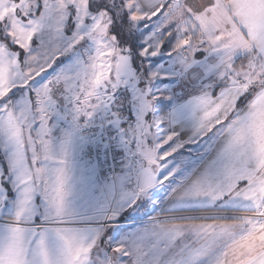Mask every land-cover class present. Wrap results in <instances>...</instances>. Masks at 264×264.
<instances>
[{
	"label": "snow or ice",
	"instance_id": "1",
	"mask_svg": "<svg viewBox=\"0 0 264 264\" xmlns=\"http://www.w3.org/2000/svg\"><path fill=\"white\" fill-rule=\"evenodd\" d=\"M121 5L124 8L123 20L126 23L131 22L138 28L143 23V26L147 28L148 25L146 22H155L156 20H159L161 23L163 22V18L171 7V0L157 5L151 12L134 7L132 0H128V2L121 0ZM69 6L75 10L77 15H73L67 11ZM254 6L260 12V23L257 26L247 29V31L251 33V37L256 41L258 47H253L250 51L264 57V0H255ZM92 8L93 0H68V3H64L63 0H52V2L50 0H37L36 9L40 12L39 19L32 20L31 16L26 17L30 24L36 25L37 27H33L27 32L21 30L15 36H13L10 29H6L4 36L9 43L5 44L3 41H0V49H4L0 53V111H3L7 117V119L0 117V120H3V124L0 125V130L6 136L5 154L0 156V218L5 220V234L3 237H0V252H3L4 257H10L8 260L0 258V264H36V257L40 258L41 264H48L45 258V249L49 233L54 234L64 245L71 246L77 238L78 230L56 227L43 228L37 233L36 227L49 223H64L66 217L80 215L76 201L83 202L82 207L86 212L90 209L95 210L90 203L89 197L91 195V188L96 186L95 181L99 178L100 173L103 172V169L100 167L101 160L106 161L111 159L113 161V171L118 163L125 169L131 170H135L136 166L140 163V147L142 144L141 126L147 122V112L138 115L136 111L129 108L126 119L123 118L121 113H113L112 117H105L101 120L98 133H94V139L89 141L83 135V132L87 130L97 115L96 110L99 108V105L90 104L91 98L101 99L97 89L105 86V82H107L118 90L122 75H135L138 73L132 67V55L125 56L116 49L119 35L116 33L114 20L109 18V22L105 23L102 17L97 19L96 16L89 12V9ZM217 8H219V5L215 8L209 6L208 9L202 10V12L211 10L213 13L211 19L203 16L202 13H196L194 16L189 11V19L199 18V25L203 26L208 36V41H201V44L207 43L208 46H197L193 49L190 53V63L188 62V58L185 57L183 66L185 75L189 72L196 73L199 70L203 75L207 76L208 70L202 66L205 61L209 60L210 52H219L221 49H228L231 46L230 44H218L220 41L219 36L212 37L215 27L221 20ZM70 16L72 17L69 22L70 26L75 25V28L72 29L73 32L84 26V20L91 16L95 23L89 35L95 33L92 39L95 40L97 45L96 54L90 56L89 63L83 67V71L89 76V79L86 80L88 87L84 90L85 98L82 103L86 108L90 107L91 111L84 110L83 114H81L82 110L77 105L76 111L73 113L74 128L72 131L66 133V136L69 138L77 133L80 134V139L83 141V151L87 152L91 148L100 153V158L94 163L86 161L84 166H82V175L78 181L79 188H77L76 183H73L71 186L69 185L68 181L70 177L65 167L57 168L53 173V170L44 163L50 159L47 152L41 157L39 153L34 151L31 161L32 167L29 166L24 155L19 150L13 151L10 154L8 153L9 146L22 143L19 138V128L16 125V119L18 117L13 115V110L8 107L9 104L17 98V93L23 96L26 92L31 103V97L36 94L34 91L36 78L42 76L44 72H55L59 69L60 65L64 63L62 55H57L44 72L36 73V77L26 80L22 84H14L13 81L21 75V65L26 61L36 60L38 58V54L33 52L32 49L43 44V41H38L37 39L39 29H42L48 21H52L57 26V33H60L64 26L62 21H68ZM170 27L171 30H168L165 35L171 37L173 35V29L176 28L175 23L161 27L160 31L169 29ZM110 29L111 32L109 31ZM150 37L145 41L146 46L139 52V56L145 59L159 56L161 48L164 46V41L161 40L155 48H152L148 43ZM82 40L83 37H79L75 43L79 44ZM70 47H75V44ZM190 48H192L190 38L178 39L176 37L173 50L168 55L172 56L174 52H179L182 49L188 50ZM126 51L130 54L132 53L131 48H127ZM200 55L203 56V59L198 58ZM113 56L115 57L114 65L109 63L107 59ZM113 68L116 72V80L110 78V73ZM145 77L151 81L150 84H147L149 93L152 88L159 89V85L154 82H164L168 79L159 70L150 71ZM218 78L223 79L224 77L220 75ZM49 82L45 81L43 86L46 87ZM30 85L33 89L31 91L29 90ZM205 87L212 89L214 97L223 95L222 86L216 84L210 78ZM204 95H207V93ZM245 95L251 96V92ZM164 98L169 101L173 99L171 95ZM203 98L204 96L201 95L196 99L202 101ZM153 100L160 101L161 96H153ZM237 100L240 102L241 98L238 97ZM141 111L143 110L141 109ZM175 111L178 115L179 109ZM207 115H211V113H206ZM41 120L44 124H47L44 116L41 117ZM175 128L176 125L174 124L173 129ZM208 131L211 132L212 129ZM240 140L241 138L237 136L227 148L222 144L216 148H209L208 160L204 165L199 183L183 199H203L206 201L205 205L211 206L206 208L210 211H225V205H231L235 201L243 199L251 203L255 209L253 216L259 217L260 219L234 217L231 218V222L225 220V222L220 223H193L187 226H173L183 229L179 233L180 237L187 234L188 231H193L198 236L203 235L210 243H214L220 238L233 237V242L228 246L227 250L220 254L215 264H264V186L259 189L253 188L249 192H244V189L248 187L247 181L239 180L235 186L232 184V178L235 175L232 161L236 155L237 148L240 146ZM67 142L65 140V143ZM199 142V140H195L191 136L185 135L177 130L170 131L166 137L161 138L154 150L155 159H150L149 161L150 163H154L158 170L151 180L146 181L148 191H154L155 186L162 187L166 183H171L178 171L186 167L189 163L195 164V161L186 159L185 153L189 152ZM215 143L214 140L213 144ZM177 157H179V163L175 167H170L172 160ZM60 163L64 164L65 161L61 160ZM234 189H239V191H235ZM70 197L72 198L71 204L69 202ZM155 203L159 205L160 202L155 201ZM134 207L135 204L129 205V208ZM129 208H124L123 212L117 214L115 221L109 220L106 223L118 226L117 222L122 219L124 213L129 211ZM238 225H247L248 227L245 229L247 234L241 235L239 239H235L234 233ZM160 227L161 231H164V226ZM150 232L151 234H157L154 230L145 229L144 235ZM37 235H39V240L34 251V259L30 262L27 259V245L31 244ZM108 253L109 255L116 253L120 256L121 260L123 256L128 255V252L122 246L111 247ZM77 259L79 264H91L90 256L87 260L79 256ZM66 264H71V260L67 261Z\"/></svg>",
	"mask_w": 264,
	"mask_h": 264
},
{
	"label": "rangeland",
	"instance_id": "2",
	"mask_svg": "<svg viewBox=\"0 0 264 264\" xmlns=\"http://www.w3.org/2000/svg\"><path fill=\"white\" fill-rule=\"evenodd\" d=\"M63 2L68 3V0H63ZM36 3L37 0H14L9 25L12 27L13 36L21 30L27 32L33 27H37L30 24L26 18L31 16L32 20L39 19L40 12L36 9ZM132 3L136 7L133 1ZM67 11L77 15L71 6L68 7ZM89 12L97 19L102 17L105 23L109 22V18L114 20L116 33L119 35L116 49L125 56L132 55V67L138 73L122 75L118 90L107 82H105V86L97 89L101 99L91 98L90 104H98L99 108L96 110L95 120L88 127H94L98 133L102 119L112 117L113 113H121L126 119L129 108L136 111L138 115L147 112L148 118L147 122L141 126V159L135 170L125 169L118 163L113 171L110 159L101 162L100 167L103 172L95 181L96 186L91 188L89 197L95 210L90 209L86 212L82 207L83 202L76 201L80 215L66 217L65 222L60 224H72L77 228L86 231L94 230L99 233L92 256V264H215L220 254L227 250L233 242V237L220 238L214 243H210L203 235L198 236L193 231H188L187 234L180 237L179 233L183 229L173 226L225 221L169 222L173 218L172 214L176 213L167 212L177 208H188L190 200L183 199L184 203L180 204V191L191 179L194 180L205 154L210 147L214 146L215 129L207 137H204L197 127L200 122V100L196 98L201 96L202 88L200 85L190 87L189 81L184 79L182 74L185 57L188 58V62L191 60V51L197 46H202L203 38L200 37L197 41L196 37H192L198 32L196 27H176L173 29V35L168 37L165 33L171 30V27L160 31L159 20L155 24L151 21L146 22L149 25L147 28L144 26L138 28L131 22L126 23L123 20L124 8L121 5V0H93V8L89 9ZM71 19L70 16L68 21H62L64 26L60 33H57V26L52 21H48L42 29H39L37 39L43 41V44L32 49L38 54V58L23 64L26 73L30 75V78L36 77V73L44 72L57 55H62L64 63L55 72H44L42 76L36 78L34 89L36 94L31 97V103L26 92L23 96L17 93V98L9 105H11L10 109L13 110V115L18 117L16 123L25 125L26 139L32 150L47 152L50 159L45 163L49 165V168L54 162L60 163L61 160H64L65 163H60V167L67 169L70 177L69 185L76 183L77 188H79L78 181L82 175V166L86 161L95 162L88 156L93 150L89 148L87 152L83 151V141L80 139L79 133L70 138L66 136V133L74 128L73 113L76 111L77 105L82 110L81 114L84 110L91 111L90 107L86 108L82 103L85 98L84 90L88 87L86 80L89 79V76L84 73L83 67L89 63V57L96 54L97 45L92 39L95 33L89 35L95 23L91 16L85 19L84 26L76 29L75 32L72 30L75 25L70 26L69 23ZM124 27H129L131 33L135 34L134 38H131L133 41L119 32V29ZM109 31L111 32V29ZM141 31H144L143 36H136ZM2 35L4 36L3 33ZM149 36L151 37L148 39V43L152 48H155L161 40L164 41V46L161 48L159 56L145 59L139 56V52L146 46L145 41ZM79 37H83V40L76 44L75 42ZM136 37L140 39H136ZM176 37L178 39L190 38L192 48L182 49L169 56L168 53L172 52L173 49L165 51V44L168 42L170 46L173 41L175 45ZM5 40L8 44L9 41L6 38ZM134 41L139 43L140 50L135 48L136 43L134 44ZM73 44L75 47H70ZM127 48L132 49L131 54L126 51ZM107 59L109 63L115 64L114 56ZM153 70H159L168 79L164 82H154L159 85V89L152 88L149 93L147 84H150L151 81L147 80L145 75ZM110 78L116 80L114 68L110 73ZM45 81H50L46 87L43 86ZM215 83L218 84V82ZM29 90H33L31 85ZM113 94H115L114 99ZM156 95L161 96L160 101L153 100V96ZM169 95L173 98L171 101L164 98ZM36 105H43L44 107L35 111L33 107ZM185 107H190L189 111L185 112ZM176 109H179L178 115ZM42 116L47 122H50L46 129L35 127L36 123L45 125L41 120ZM62 121H64L63 127L60 124ZM174 124L176 125L175 129H173ZM186 129L191 131L189 136L200 141L199 144L185 153L186 159L195 161V164L189 163L176 173L171 183H166L162 187L155 186V190L149 192L146 181L151 180L158 170L156 165L149 161L155 159L154 150L158 141L166 137L170 131ZM45 130H51L47 131L48 137L44 136ZM36 131L38 133L33 136L32 133ZM84 137L89 141L95 138L94 134L84 135ZM0 138H2V132H0ZM65 140L68 142L65 143ZM57 155L60 159L56 161L54 158L58 157ZM178 163L179 157L172 160L170 167H175ZM155 201H159V205ZM69 202L72 203L71 197ZM132 204H135V207L129 208V205ZM124 208H129V211L124 213L122 219L117 222L118 226L106 223L109 220L115 221V216L123 212ZM188 212L192 211L185 209L181 213L188 214ZM195 212L198 214L183 217L208 219L212 216L205 211ZM42 226L44 225L38 227ZM160 226H164V231H161ZM247 227V225H238L234 238L239 239L241 235H246L245 229ZM145 229L154 230L157 234L150 232L144 235ZM142 236L143 238H141ZM116 246H122L128 252V255L123 256L122 260L116 253L110 255L108 253L111 247Z\"/></svg>",
	"mask_w": 264,
	"mask_h": 264
},
{
	"label": "crops",
	"instance_id": "3",
	"mask_svg": "<svg viewBox=\"0 0 264 264\" xmlns=\"http://www.w3.org/2000/svg\"><path fill=\"white\" fill-rule=\"evenodd\" d=\"M132 1L137 8L148 12H151L157 5L167 2V0ZM254 4L255 0H171V7L168 13L163 18V22L158 24L160 27H166L172 23H175L176 27H196L198 31L196 40L198 41L202 37V41L206 42L208 41V36L203 26L199 25V18L189 19V11L194 16L196 13H202L203 16L211 19L213 15L212 11L202 12V10L208 9L209 6L215 8L219 5L217 11L220 13L221 20L215 27L212 37L219 36L220 41L218 44H230V48L221 49L219 52H210L209 60L205 61L202 66L208 70L207 76L203 75L199 70L196 73L189 72L185 75L182 69V74L184 75V79L189 81L190 87L200 85L202 88L201 95L204 98L202 101L200 100V122L197 127L204 137H207L210 133L208 131L209 129H215L216 143L212 148H216L221 144L227 148L233 143L235 137L239 136L241 138L240 146L237 148L236 155L232 161L233 171L235 172L232 178V184L235 186L239 180L247 181L248 187L244 189V192H249L253 188L259 189L264 186V57L250 51L251 48L258 47V45L252 39L251 33L247 31V29L257 26L260 23V12ZM13 6L14 0H0V41H3L5 44L7 43L2 33L4 34L6 29L12 31V27H9V25ZM192 37L195 36L192 35ZM207 46V43H205L201 47ZM3 51L4 49H0V53ZM198 57L199 59H203L202 55ZM220 75H223L224 78L219 79L218 77ZM209 78L222 86V96L214 97L212 89L205 87ZM30 79L32 77L30 78L24 66L21 65V75L16 77L13 83L22 84ZM248 92H251V96L245 95ZM205 93L207 95H204ZM238 97L241 98L240 102L237 100ZM8 107L11 108V105ZM36 107H33V109L38 111L43 109L42 107L44 106L36 105ZM189 109L190 107H185V112L189 111ZM206 113H211V115L206 116ZM0 117L7 119L3 111H0ZM1 121L3 120H0V125L3 124ZM60 124L63 127L64 121ZM16 125L19 128V138L22 143L9 146L8 153L10 154L13 151L19 150L24 155L29 166L32 167L31 161L34 150L29 146L26 139L25 125L17 123ZM49 125L50 122L48 121L44 126L41 123H36L35 127H43L46 129ZM214 125L215 127H213ZM0 132H2V138H0V156H3L5 154L6 136L2 130ZM181 132L189 136V132L191 131L186 129L181 130ZM35 133L37 134L38 131L33 132L32 135L34 136ZM47 134L48 132L45 130L44 136H47ZM35 152L39 153L41 157L45 154L40 151ZM208 155L209 152L205 154L200 168L196 171L194 180L191 179L180 191V204L184 203L183 197L191 193L196 184L199 183L204 165L208 160ZM54 159L57 161L60 158L58 156ZM46 165L49 167L48 164ZM59 167L60 163L54 162L50 169L54 173L55 169ZM234 190L239 191V189ZM205 204L206 201L203 199L190 200L188 208H177L175 210L183 211L186 209L192 212L184 215H181L183 214L181 213L182 211L170 210L167 212L176 213L172 214L173 218H177L178 215H181V217L192 216L195 213L198 214L195 211H204L206 208L211 207ZM224 209L225 211L205 213L211 214V217L259 218L253 216L255 209L251 203L243 199L237 200L231 205H225ZM4 224L5 220L0 218V237H3L5 234ZM56 227L78 230L77 238L71 246H66L54 234L49 233L45 249V258L48 264H66L69 260H71V264H79L78 256L85 260L90 256L92 264V256L99 238V233L94 230L86 231L72 224L61 225L60 223H49L44 224L42 227H36V232L39 233L43 228ZM38 240L39 235L32 240L31 244L27 245V259L30 262L34 259V251L36 250ZM0 258L10 259V257H4L3 252H0ZM36 264H41L39 257H36Z\"/></svg>",
	"mask_w": 264,
	"mask_h": 264
},
{
	"label": "trees",
	"instance_id": "4",
	"mask_svg": "<svg viewBox=\"0 0 264 264\" xmlns=\"http://www.w3.org/2000/svg\"><path fill=\"white\" fill-rule=\"evenodd\" d=\"M143 26V23L142 25ZM119 32L126 38H134L133 36L135 34H132L131 33V30L129 29V27H124L123 29H119ZM142 32V34H140ZM139 34H137L136 36L140 35L141 37L143 36L144 34V31H141ZM195 37L198 36V32L195 33L194 35ZM139 37V36H138ZM197 38V37H196ZM136 39H140V38H137ZM132 40V39H131ZM133 41V40H132ZM136 43L135 45V48H138L140 50L141 46L139 45L138 42L134 41V44ZM174 47V44H173V41H172V44L169 46L168 45V42L165 44V47H164V50L167 51V50H171V48L173 49ZM138 54V53H137ZM205 212H216V211H210V210H207L205 209L204 210ZM181 215H184V214H181ZM181 215H178L177 218H172L169 220V222H188V221H203V220H215V221H231V218H234V217H210L208 219H205V218H200V217H196V218H189V217H181ZM180 217V218H179Z\"/></svg>",
	"mask_w": 264,
	"mask_h": 264
},
{
	"label": "built area",
	"instance_id": "5",
	"mask_svg": "<svg viewBox=\"0 0 264 264\" xmlns=\"http://www.w3.org/2000/svg\"><path fill=\"white\" fill-rule=\"evenodd\" d=\"M94 133H96V129H95L94 127H88L87 130H85V131L83 132V134H84L85 136L92 135V134H94ZM88 156H89L90 159L96 161L97 159L100 158V153H99V151H94V150H93L91 153H89ZM103 161H104V160H101L100 163L103 162ZM110 161H111L112 164H113V161H112L111 159H110Z\"/></svg>",
	"mask_w": 264,
	"mask_h": 264
}]
</instances>
